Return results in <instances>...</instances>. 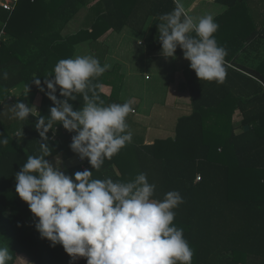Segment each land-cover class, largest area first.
Masks as SVG:
<instances>
[{"label":"trees","instance_id":"obj_1","mask_svg":"<svg viewBox=\"0 0 264 264\" xmlns=\"http://www.w3.org/2000/svg\"><path fill=\"white\" fill-rule=\"evenodd\" d=\"M96 1L89 9L94 15L90 28L63 38L59 30ZM218 2L228 10L246 7L249 25L254 27L246 41L248 54L260 49L264 44V14L258 5L264 0ZM174 7L173 0H19L13 13L0 7V32L5 31L0 41V138L8 140L0 145L1 177L15 181V174L27 157L41 154L42 143L50 148L51 154L46 157L49 163L57 155L66 160L77 156L69 147L74 132L54 123L44 141L35 128L38 118L47 119L54 106L44 85V78L54 74L49 67L48 48L68 59L75 57L76 46L89 42L100 64L110 65L99 41L107 31L120 34L130 28L135 36H145L149 22L156 20L147 48L160 49L157 18ZM215 37L226 43L219 34ZM226 45L233 52L231 45ZM242 48L238 46V50ZM225 60L241 71L227 69L225 81H210L205 92L203 84L194 81L193 112L178 120L173 137H158L152 144H145L147 128L132 123L128 127L131 143L111 159H105L100 170L93 169L87 159L85 163L92 171V179L129 182L139 173H146L148 182L156 185L154 199L163 200L167 192L178 191L184 202L174 209L173 224L183 229L193 250L192 264H264V59L257 67L251 66L249 57L242 63L228 56ZM121 67L120 63L110 65L93 81L114 86L110 95L97 89L105 105L127 101L121 77L113 83L108 81ZM4 71L7 79L2 78ZM37 78L45 91L34 84ZM19 85L43 96L39 116L32 114L21 121L11 112L17 102L29 100L22 97L9 102L10 91ZM55 94L57 99H64L59 88ZM69 103L79 109L84 102L77 95V100ZM236 111L242 115L239 127L233 122ZM131 117L126 118L128 125ZM246 126L250 129L246 130ZM55 129L57 139L51 140ZM77 171H83L81 165L70 167L65 173L73 176ZM36 220L16 192L0 190V246H8L13 257L7 264H16L18 254L25 255L29 264H87L85 258L77 262L61 245L53 247L42 239L35 228Z\"/></svg>","mask_w":264,"mask_h":264},{"label":"clouds","instance_id":"obj_2","mask_svg":"<svg viewBox=\"0 0 264 264\" xmlns=\"http://www.w3.org/2000/svg\"><path fill=\"white\" fill-rule=\"evenodd\" d=\"M173 3L171 12L157 18L162 54L172 58L179 47L200 81L223 83L227 51L215 39L219 24L212 14L190 15L184 0ZM109 68L90 54L59 60L54 74L44 78L45 94L54 106L47 119L40 116L35 124L44 141L54 123L76 133L70 150L97 171L132 141L126 118L134 111V101L105 105L97 91L103 85L93 83ZM2 78H8L7 71ZM33 82L45 91L39 78ZM57 88L64 99H57ZM77 95L84 103L74 109L69 101L77 100ZM33 109L23 102L10 108L21 121ZM7 143V138H0V145ZM40 153L29 155L15 174V192L51 246L61 245L69 257L85 258L87 264H192L193 250L183 229L173 224L174 209L184 202L178 191L154 199L156 185L143 172L129 182L92 179L88 169L69 176L46 159L51 154L46 143L40 144ZM12 259L10 248L0 246V264Z\"/></svg>","mask_w":264,"mask_h":264},{"label":"crops","instance_id":"obj_3","mask_svg":"<svg viewBox=\"0 0 264 264\" xmlns=\"http://www.w3.org/2000/svg\"><path fill=\"white\" fill-rule=\"evenodd\" d=\"M97 2L98 1L91 4L88 8L82 9L74 20L69 24L64 25V27L59 30L61 36L67 38L77 35L83 29H89L94 16L89 9ZM184 3L190 15L197 17L204 14L213 15L215 22L219 24L216 33L219 34V38L231 45L233 52L230 51V47H228L226 43H221V41L217 40L215 37L218 45L226 49L228 57L234 58L238 63H242L246 57L247 59L249 57L250 60L248 61L252 63L251 66L256 64V67L258 66V62L264 59L260 54L264 51V44H261L260 49L257 50L255 48L252 54H248L250 47L246 41L247 37L253 30H251V24L249 25V21L251 20H249V14L246 7L240 5L234 10H228V7L220 4L218 0H184ZM259 3H262L258 5L260 6V9L263 7V11L260 12L264 14V2ZM155 23L156 20H152L151 23L149 22L145 36H141L142 38H136L138 41L142 40L140 41L141 45H138L137 43V50L132 48L131 45V34L129 33L132 30L130 28H126L120 34L115 33L113 30H109L99 40L101 46L106 49L105 61L107 63L110 65L120 63V60L112 56V50L114 48L124 51L123 58L128 60L126 62L127 64H124L123 62V64L120 63L122 67L119 70L120 72L118 71L124 83V91L127 92L125 97L126 100L131 99L134 101L132 107L134 108L135 113L133 114L131 112L129 114L133 117H131L132 121L128 126L130 127L132 123H136L139 127L147 128V132L149 133L144 139L145 144H152L156 138L163 134L162 132H165L164 130L166 129H164V127L169 124H174V127H171V130L174 131L178 120L193 112V83L194 81H200L195 72L191 70L190 62L183 58V52L179 47H177L176 53L172 58L165 57L162 54V48L153 51L147 48V39L149 38L152 27ZM252 29H254V27ZM261 29L262 27L259 28L260 32ZM90 31L92 30L90 29ZM239 45H242L243 47L241 50H238ZM48 49L49 67L54 70V66L62 59V57L51 48ZM78 54H90L95 56L97 52L92 46H90L89 42H83L76 46L75 56ZM227 69L241 71L236 66H232V64L226 62V70ZM133 71H135V74ZM142 75H144V83L142 87H145L146 83L150 84L153 81L157 83L152 84L154 86H148L146 89L147 92H135L132 80H140L142 79ZM200 82L203 84V91H206L210 81L201 80ZM108 87V91H103L106 95H110L114 89L113 85ZM199 88L198 90H200ZM10 92L20 98L27 97L30 99L36 97L34 104L30 105V107L35 108L33 109L34 113L32 112L33 115H40L43 101L42 95L31 93L24 85H19L13 88ZM162 115H164V117H162ZM167 116L170 117V120H168ZM236 118H241L242 120V115L239 111L235 112L233 118V122L237 127V124L235 123ZM153 130L159 131L160 134L155 136L152 135L151 131ZM74 135L75 133L72 136ZM75 157L76 162H73V157L66 160L62 155H57L51 158L50 163L53 164V166H59L64 172L70 167L76 165H81L83 170H89L88 165L85 163L86 159L81 163L79 156L77 155ZM1 176L0 173V190L15 192V181L11 182L7 177ZM82 259L83 258L81 257L75 258L77 262H80ZM17 261L16 263L29 264V259L22 254L17 255Z\"/></svg>","mask_w":264,"mask_h":264},{"label":"rangeland","instance_id":"obj_4","mask_svg":"<svg viewBox=\"0 0 264 264\" xmlns=\"http://www.w3.org/2000/svg\"><path fill=\"white\" fill-rule=\"evenodd\" d=\"M129 31V30H128ZM129 34H131L130 35V37H131V45H132V48H134L135 50H137V43H138V45H141L140 44V41H142V40H139L138 41V39H136V38H142L141 36H135V34H134V32L133 31H131ZM126 41H128V40H126ZM34 49V48H33ZM112 56L113 57H115L116 59H118V60H120V63H126L128 60H126L125 58H123V56H124V51H122V50H120V49H118V48H114L113 50H112ZM122 63V64H123ZM127 64V63H126ZM133 73L135 74V71H133ZM147 74H150V73H147ZM120 77V75L117 73L116 75L115 74H111V76L110 77H108V81H110L111 83H113L115 80H117L118 78ZM132 82H133V84H134V88H135V92H143V91H146L147 92V87L148 86H154V85H152V84H156L157 82H155V81H153V82H151L150 84L149 83H146V86L145 87H142V85H143V83H144V75H142V79H140V80H136V81H134V80H132ZM117 84V83H116ZM103 85V87H102V89H103V91H108L109 90V87H108V85L106 84H102ZM112 85V84H111ZM141 88H142V91H141ZM36 98V97H35ZM35 98H30L29 100H28V104H30V105H32V104H34V102H35ZM158 108H161V107H158ZM162 117H164V115H162ZM167 118H168V120H170V117L169 116H167ZM240 122H241V118H236V120H235V123L237 124V127H239L240 126ZM171 127H174V124H169L168 126H166V127H164V129H166V130H164L165 132H162L163 134H161L160 135V137H173L174 135H175V132L174 131H172L171 130ZM152 132V135H159L160 134V132L159 131H151ZM158 133V134H157ZM76 134V133H75ZM76 157H73V162H76V159H75ZM70 159V158H69ZM69 159H67V160H69ZM18 262V261H17ZM16 264H21V263H16Z\"/></svg>","mask_w":264,"mask_h":264},{"label":"built area","instance_id":"obj_5","mask_svg":"<svg viewBox=\"0 0 264 264\" xmlns=\"http://www.w3.org/2000/svg\"><path fill=\"white\" fill-rule=\"evenodd\" d=\"M18 3H19V0H0V7L2 9H4L5 11L13 13L15 11L16 7L18 6ZM4 37H5V31L3 30V31L0 32V41H1V39H4ZM18 99H20V97H18V96H16V95L11 93V96L9 98V102L10 103H14ZM26 104L30 107V104H28V103H26ZM132 113L134 114L135 111H133ZM57 135H58V129H55L53 131V135L51 137V140H56L57 139ZM80 162L83 163L84 160L80 159ZM199 181H201V177L200 176L197 177V182H199Z\"/></svg>","mask_w":264,"mask_h":264},{"label":"water","instance_id":"obj_6","mask_svg":"<svg viewBox=\"0 0 264 264\" xmlns=\"http://www.w3.org/2000/svg\"><path fill=\"white\" fill-rule=\"evenodd\" d=\"M245 129H246V130H249V129H250V127H249V126H246V127H245Z\"/></svg>","mask_w":264,"mask_h":264}]
</instances>
